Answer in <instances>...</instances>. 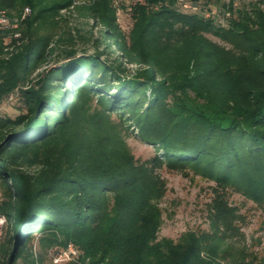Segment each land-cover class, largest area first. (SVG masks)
Instances as JSON below:
<instances>
[{
    "label": "trees",
    "instance_id": "16d2710c",
    "mask_svg": "<svg viewBox=\"0 0 264 264\" xmlns=\"http://www.w3.org/2000/svg\"><path fill=\"white\" fill-rule=\"evenodd\" d=\"M117 1L86 0L71 27L74 0H0L31 9L18 38L0 30V107L22 102L0 117V264H45L69 243L66 264H264L228 199L264 212V0ZM131 129L153 158L133 155ZM162 166L215 183L210 231L159 238Z\"/></svg>",
    "mask_w": 264,
    "mask_h": 264
},
{
    "label": "rangeland",
    "instance_id": "374dc122",
    "mask_svg": "<svg viewBox=\"0 0 264 264\" xmlns=\"http://www.w3.org/2000/svg\"><path fill=\"white\" fill-rule=\"evenodd\" d=\"M211 1H213V3H218L217 0ZM244 1L245 0H237L235 4L236 7H241ZM115 2L118 1L115 0ZM85 4L89 5L85 3V1L74 0L72 10L62 11V14L67 18L68 24L71 27L85 26V20L82 18V15L76 11L78 6ZM118 12L122 29L128 33L132 27L133 20L130 15L123 13L121 8ZM207 14L210 15V12ZM87 23V28H90L93 22L89 20ZM93 31L95 37H97L99 34L98 28H94ZM210 38L224 45L218 38L213 36H210ZM83 48L89 53L94 51L91 44L81 43L78 45L79 51ZM109 59L112 61L113 57L110 56ZM60 63L61 62H58L57 64ZM128 67L130 69L135 68L134 65H129ZM21 107V100L14 97L12 101H8L0 107V117H15L21 112ZM125 136L128 147L137 159L144 161L155 156L156 150L154 146L143 141L138 136L136 129H131ZM158 174L166 183L165 194L160 202V207L163 212V223L159 231V238L166 237L178 241L180 237L188 231H210L209 211L211 200L214 198L212 189L215 183L199 175H195L191 170L185 172L176 171L170 170L166 166L160 167L158 169ZM228 199L231 205L238 207L240 212L245 216V221L242 226L250 248L264 257L263 210L255 205L253 201L247 200L241 194L233 191H229ZM34 242H37V239ZM45 264H55L50 253L45 256ZM60 264L66 263L61 262Z\"/></svg>",
    "mask_w": 264,
    "mask_h": 264
},
{
    "label": "built area",
    "instance_id": "2783aa9c",
    "mask_svg": "<svg viewBox=\"0 0 264 264\" xmlns=\"http://www.w3.org/2000/svg\"><path fill=\"white\" fill-rule=\"evenodd\" d=\"M75 1H86V0H75ZM132 3H142L145 0H129ZM178 2L183 5L185 8H191V6L185 2V0H178ZM31 13L30 7H25L20 15L12 16L9 14L8 10L0 8V30L8 29L12 30V34L9 35V38H18L20 36L19 26L21 22ZM15 97L14 93H11L7 102L12 101ZM6 217L0 212V243L4 237V230L6 226ZM52 260L55 264H60L61 262H69L76 260L79 256L78 249L73 243H69L67 248L60 250H52L50 252Z\"/></svg>",
    "mask_w": 264,
    "mask_h": 264
}]
</instances>
